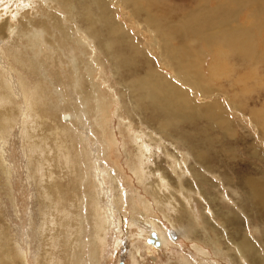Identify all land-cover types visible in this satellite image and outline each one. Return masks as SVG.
<instances>
[{
	"label": "rangeland",
	"instance_id": "rangeland-1",
	"mask_svg": "<svg viewBox=\"0 0 264 264\" xmlns=\"http://www.w3.org/2000/svg\"><path fill=\"white\" fill-rule=\"evenodd\" d=\"M222 4L236 10V17L229 26L240 34L235 50L223 46L214 37L209 38L212 32L209 26L204 39L172 33L173 27L180 25L196 9L212 12ZM38 5L39 0H0V24L11 17L16 26L25 13L33 16L32 12L37 10ZM147 13L169 23V35L173 34L170 43L174 47L194 52L197 67L200 64L201 68V77L196 86L206 94V98L200 102L197 99L193 102L197 104L200 114L179 127L169 125L164 129L158 119L151 128L146 123L137 124L139 122L134 115L135 120L131 118L137 125L134 127L128 123L125 112L123 116L126 119L118 115L120 97L115 89H111L115 94V103L113 101L111 105L106 127L108 132L105 134L108 136L111 135L109 132H113L114 144L107 139L108 149L101 143L102 130L91 116L95 112V105L90 102L93 94L89 95L88 89L80 85L81 79L77 73H73L75 68L67 57L68 52L64 48L55 51L66 63L63 74L57 71H61L59 66H62V62H57L58 67H53L54 61L44 58V62L52 64V69L47 72L48 77L59 74L58 81L52 78L53 82L65 85L62 89L69 94L66 99L72 108L78 109L80 118L77 122L73 111L62 108L59 112H62L60 118L66 124V133L73 143L76 142L77 149L70 150L68 146L65 151L67 155L62 159V150L58 152L60 150L55 149V139L50 136L45 138L47 143L41 148L43 152H39L33 142L42 141V125L35 132L38 135L31 139L25 135L21 115L14 118V126L6 137L0 136V264H20L16 257L21 251L28 264H51L49 258L52 264H65L62 250H68L71 239L63 226L65 220H62L66 219L67 212L70 222L76 216L83 220L78 235L81 245L78 241L73 243L70 257H67L69 254L65 257L69 261L67 264H96L88 252V240L93 234L92 225L95 222L92 218L93 196L88 195L96 190L92 180L98 172L102 174L98 177H103L104 183L103 191L95 196L96 203L99 207L107 203L113 215V223L102 238L98 264H118L120 261L125 264H183L184 258L187 264L250 263L241 254L239 259L233 260L225 252L218 253L200 238L204 237L205 232L201 230V224L208 219L209 225L214 226L218 233L222 232L227 241L232 228L234 231L236 228L245 229L243 234H247V238L256 245L264 239V214L258 210L257 200L250 204L242 196L244 190H249L245 185L247 179L258 185L257 180L264 177V127L258 121L260 117L251 112L258 111L264 117V0H158L157 7L146 6L141 11L138 20L142 24ZM125 23L129 27V23ZM15 26L8 32V37L0 35V73L7 74L5 83L9 87L5 92L11 96L7 105L14 111L24 107L23 93L26 87L32 93L35 91L33 98L44 99L41 107L52 111L53 96L46 86L48 82L42 78L43 73L30 71L21 62L19 48L14 44L18 37ZM130 30H133L130 34L134 40H138L135 42L146 43L139 31L133 27ZM88 43L87 60L93 63L96 45L93 40ZM145 70L141 65L140 72L144 73ZM116 76L110 70L107 81L99 70L95 79L104 88H119L121 85ZM187 77L186 74L181 80L185 82ZM122 78L130 79L131 76L123 74ZM230 99L236 106L229 103ZM214 100L221 101L216 110L226 117L227 122L231 117L233 127H228L227 122L214 120L206 112ZM33 107L37 108L38 105L34 104ZM82 108L91 111L90 115H83ZM137 111L143 115L150 114L146 108ZM42 157L44 159L40 160ZM3 167H9L10 175L2 172ZM161 170L166 172L168 179H172L170 191L159 186ZM179 178L183 189L174 187V182ZM79 179H83V182ZM77 182H82L84 187L78 186ZM55 183L65 186L61 190L66 188L63 190L66 196L63 197ZM186 189L193 195V200L187 203V208L174 201L177 210L172 208L169 197L174 195L182 201V193L187 194ZM61 201H64L63 204ZM145 203L151 206L147 213L143 212ZM60 205L64 212L58 211ZM187 209L192 219L196 218L201 223L197 232L191 229L194 236L189 238L181 235V229L172 224V220ZM225 217L233 219L232 225L224 223ZM148 219L153 220L156 226L167 228L169 238L168 244L152 252L144 246L147 241L135 235L139 230L145 233ZM172 229L173 235L169 231ZM61 242L65 246L62 247ZM79 249L81 254H76Z\"/></svg>",
	"mask_w": 264,
	"mask_h": 264
},
{
	"label": "bare ground",
	"instance_id": "bare-ground-1",
	"mask_svg": "<svg viewBox=\"0 0 264 264\" xmlns=\"http://www.w3.org/2000/svg\"><path fill=\"white\" fill-rule=\"evenodd\" d=\"M157 4L158 0H39L38 8L34 10L36 13L34 14V12H32L33 16H31L29 12L25 13L23 15L24 18L19 21L17 20L16 26L10 20L11 17L1 23L0 35L3 37H8V32L12 31L13 26L16 27L18 37L14 40V44L19 48L22 64L36 74H38V72L43 73L42 78L48 82L46 86H48L49 93L53 96L52 101L54 102L53 110H46L40 106L44 99L42 97L41 99L33 98L35 91L32 93L30 88L26 89V87H24L23 100H25V102H23V105L25 106L17 111H14V109L12 110L11 106L9 107L7 105L9 104L11 96L9 92H5L6 88L9 87V85L5 83L7 81V74L5 72L4 75L0 73V136L3 138L6 137V134H8L14 126V118L17 115H21L26 129L25 135L31 139L35 135H38L35 134V132L39 128V125H42L41 130L44 131L41 138L42 141L33 142L34 148H37L39 152L45 147L44 145L47 143L45 140L50 138V136H53V139H55V149L60 150L58 152L62 150L63 155H60L62 159L67 155L65 151L68 146L70 150H72V148L77 149L76 142L73 143V140L71 141L66 133L68 132L66 124L60 118L62 112L59 113L62 108L65 110L69 109L73 111L72 115L74 114L76 122L80 118L78 109H74L75 107L72 108L73 106L71 107L68 99H66L69 94H66L65 90L62 89L65 85L63 83L57 85L58 78L60 77L59 74H63V69L66 64L55 52L56 50H61L60 48H64L65 52H68L67 54L69 55H67V57L71 60L75 68L73 73H77L79 79H81L80 85L88 89L89 95L93 94L90 102L92 105H95V112H93L91 116L93 117L94 123L102 130L101 133L103 134L100 138L101 143H103L105 147H108L107 139L111 144H114L113 132H109L111 135L108 136L105 134V132H108L106 127L109 121L111 105H113V101L115 103V94L111 92V89H115L116 95L120 97L121 105L117 107L118 115L126 119V117L123 116V112H125L128 117V123L132 124L134 127L136 123L131 118L135 120V117L139 122L137 124L142 125V123H146L150 128L156 125V119H158L161 121L162 129L169 127V125L179 127L182 123L193 118L195 119L200 114V110L197 104L193 102H195L196 99L200 102L206 98L205 92L201 91L196 86L201 77L200 64L199 67H197L198 60L194 52H190L188 49L185 50L184 48L174 47V45L170 43L173 39L172 36L173 34H180L186 37L195 35L197 39H204V36L208 33L209 26V28L212 29L209 38L214 37L218 41H221L223 46L235 50L240 34L238 30L231 29L229 26L236 17V10L228 4H222L220 5L221 7L212 12L207 10L202 11L203 8H198L195 12H191L187 15L180 25L173 27V34L169 35V23H164L157 16L147 13L143 24L138 20L144 7H157ZM126 21L129 23L130 28L125 23ZM132 27L140 32L143 40L146 39L145 44L142 45L140 41L138 43L135 42L138 40H134V36L130 34L133 31L130 30ZM91 40H93L96 45L93 63L87 60L89 57L88 42ZM48 44L53 45V47H50ZM247 49L249 50V47ZM44 58L54 61L53 67L56 65L58 67L57 62H62V66H59L61 71L57 70L59 74L48 77L47 72L52 69V64L51 62H44ZM19 60H21V58H19ZM155 61L160 67L155 64ZM144 63L148 67H146ZM141 65L147 69L144 73L140 72ZM169 69L171 70L170 72ZM99 70L100 74L103 73L107 81L110 70L115 76L120 72L116 77L119 80L118 84L121 86L116 88L112 87L111 84L110 87L112 88H104L102 84L95 79ZM123 74L130 75L131 78L123 79ZM186 74L188 77L184 79L185 82H183L181 79ZM52 78L57 79V81L53 82ZM189 81L193 83L190 84ZM73 91H75V89ZM41 92L40 94H42ZM69 92L71 93V91ZM209 97H211V95ZM228 101L236 106L231 99ZM220 102L219 100H214L210 105V110H206V112H208L209 116L214 120L226 123V117L216 110ZM34 104L38 105V107L34 108ZM141 108L148 109L150 114L143 115L139 113L137 109L140 110ZM81 110L83 115H90L91 111L87 108H82ZM251 112L260 117H258L260 119L258 120L257 116L254 115V118L264 127V117L258 111ZM226 124L230 128L233 127L231 117ZM46 132H49L51 135L49 133L46 134ZM66 136L68 139H66ZM59 137L60 140H58ZM71 152L72 151H70V153ZM70 153H68V155ZM43 159L44 157L40 160ZM74 159L73 162L76 163ZM94 168V171H96L97 166L95 165ZM1 170L4 174L10 173L9 167H3ZM89 174L87 175L89 176ZM101 175L102 174L98 172L95 174L94 178L91 176L93 178V183H95L93 186H96V190L88 195L90 197L91 195L93 196L92 218L95 220L92 225L93 234H91L92 236L88 240V252H90L89 256L95 260L96 264L100 262V252L103 247L102 238L105 237L106 232L113 223V215L110 213L109 205L105 203L103 207H99L96 203L95 196L100 195L101 191H103L104 179L103 177H98ZM159 178V186L170 191L172 179H168L164 170H161ZM79 180L82 181L83 179ZM82 182H77L78 186L81 185L84 187ZM254 182L255 181H250L249 179L245 181V185L249 187V190H244L242 196H244L246 202L250 204L254 202V200H257L258 210H261L264 214V177L257 180L258 185ZM174 183V187L183 189V183L180 178ZM54 185L59 189L63 197L67 195L63 193V190L66 188L61 190L64 186L63 184L55 183ZM186 192L187 194L182 193V201L174 195L173 197L170 196L169 205L177 210L175 206L176 203L174 204V201H176L178 205L181 204L182 207L187 208V203L193 200V195L188 189H186ZM86 193L87 191H85V194ZM77 195L80 197L81 194L78 193ZM99 201L102 200L100 199ZM61 205L58 207V211L64 212L65 209L61 207ZM150 210L151 206L145 203L143 205V212L147 213ZM65 215L66 219L61 217L62 220H65L63 226H65L67 230L68 238H71L69 240V245H66L69 251L65 250V248L62 250V254L64 253L62 259L65 264H67L69 261L67 262L65 257L68 254L69 256L67 257H70L71 250L74 249L73 243L78 241L80 243L78 244L81 245V240L78 235L83 220L78 219L76 216L74 217V221L70 222L69 213L67 212ZM76 215H78V212ZM192 218L191 213H189L187 209L185 213L176 216L175 219L172 220V224L181 229V235L188 238L194 236L191 229L194 228V232H197L196 229L200 230L202 226L201 230H205V232L204 237L201 236L200 239L210 247H213L218 253L225 252L232 257L233 260L239 259V255L241 254L252 264H264V239L258 241V245H256L252 240L247 238V234H243L245 233V229L239 230L236 228L234 231V228H232L229 230V235L227 236L229 242L222 232L218 233L214 226L209 225L207 222L208 219L206 223L201 224L199 220L196 218L193 220ZM152 221L148 219L145 233L139 230V232L135 234L141 236L143 241H147L144 246L149 252L163 247L168 244L169 241L167 228L161 227L160 225L156 226ZM232 222L233 219H231V217L224 218V223L232 225ZM151 228H156V230H151ZM152 231L157 232L160 241L159 246L148 241ZM171 232H173V229ZM61 244L62 247L65 246L64 242H61ZM78 244L77 246H79ZM137 250L139 251L140 247H138ZM76 254H81L80 249ZM233 254H236V256H232ZM16 258L19 259L20 264H28L23 251L19 252ZM49 259L48 262L52 264V259ZM182 263L187 264L188 262H186L184 258ZM204 264H207V262Z\"/></svg>",
	"mask_w": 264,
	"mask_h": 264
},
{
	"label": "water",
	"instance_id": "water-1",
	"mask_svg": "<svg viewBox=\"0 0 264 264\" xmlns=\"http://www.w3.org/2000/svg\"><path fill=\"white\" fill-rule=\"evenodd\" d=\"M170 233L172 234L173 232H171V230H169ZM149 242L156 244L157 246L160 245V241L157 235V232L152 231L151 232V237L148 239ZM118 264H125L123 261H120Z\"/></svg>",
	"mask_w": 264,
	"mask_h": 264
}]
</instances>
